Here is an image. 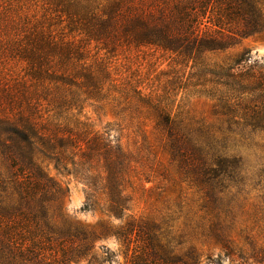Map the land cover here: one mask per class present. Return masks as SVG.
I'll return each instance as SVG.
<instances>
[{"label":"trees","instance_id":"16d2710c","mask_svg":"<svg viewBox=\"0 0 264 264\" xmlns=\"http://www.w3.org/2000/svg\"><path fill=\"white\" fill-rule=\"evenodd\" d=\"M263 33L264 0H0V264H112L97 245L110 236L130 251L127 264H202L161 225L128 215L135 182L163 172L149 147L127 150L85 111L152 122L177 172L202 185L216 228L214 211L260 166L237 150L264 137V58L221 55ZM141 49L171 61L166 81L132 70ZM183 95L210 100L226 129L186 123ZM50 167L82 185L81 212L107 219L82 227L67 215L69 188Z\"/></svg>","mask_w":264,"mask_h":264},{"label":"rangeland","instance_id":"374dc122","mask_svg":"<svg viewBox=\"0 0 264 264\" xmlns=\"http://www.w3.org/2000/svg\"><path fill=\"white\" fill-rule=\"evenodd\" d=\"M243 50L249 51L254 59L264 58V33L241 41L234 49L221 55V59ZM139 51L132 54V70L140 69L143 76L149 77L154 83L166 81L169 76L167 74L171 72V61L147 49ZM181 98L182 95L178 100ZM179 107L182 119L192 126L202 125L214 129L227 127L214 115L213 103L206 98L183 95ZM85 114L98 128L103 129L107 124H111L115 130L112 135L119 139L127 150L136 152L140 146L149 147L152 158L163 172V175H153L147 183L144 178L135 182L136 189L132 192L133 202L128 215L161 225L164 230L172 233L182 253L193 249L202 255V264H207L209 259L217 260L221 264H264L256 260L264 258V137L255 136L253 143L249 144L247 141L248 146H245V143L242 149L237 150L239 156L249 163L250 168L251 163L260 166L256 165L254 168L256 174L248 173V180L242 185L234 186V182L230 183L234 188L230 190L228 198L233 203L229 205L226 201L220 210L214 211L213 216H218L215 225H219L214 228L211 226L210 217L202 209L203 201L198 192L202 185L190 176L177 172L165 142L154 130L152 122L145 121L141 126L137 124V127L127 125L115 119L107 108L95 113L91 108H87ZM49 172L69 188L62 208L75 222L82 227H94L100 220L107 219L100 212H81L85 200L82 185L71 177L59 174L52 167ZM126 222L127 219H124L122 222L114 221V224L123 226ZM210 231H214L216 235L224 233L232 242V249H223ZM97 245L105 246L115 254L112 264H127L131 253L126 252V246L121 240L110 236L97 242ZM96 254L99 256L102 253L96 250Z\"/></svg>","mask_w":264,"mask_h":264}]
</instances>
